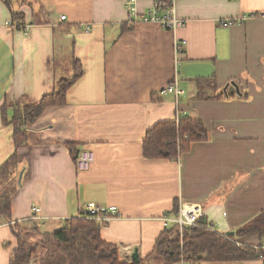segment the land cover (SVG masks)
Listing matches in <instances>:
<instances>
[{"label": "crops", "instance_id": "obj_1", "mask_svg": "<svg viewBox=\"0 0 264 264\" xmlns=\"http://www.w3.org/2000/svg\"><path fill=\"white\" fill-rule=\"evenodd\" d=\"M150 6L137 0L139 13ZM13 12L22 19L7 26ZM176 15L184 24L173 33L130 25L125 0H0V167L13 154L18 160L11 223L34 221L36 206L40 231L55 233L87 204L115 207L101 237L131 261L134 250L141 260L151 254L175 203L200 204L202 219L222 234L264 210V0L181 1ZM239 17L240 24L220 26ZM175 40L185 41L178 56ZM73 59L82 74L65 104L44 109L27 145L16 149L1 108L9 119L11 107L37 104L68 79L61 74ZM174 79L184 92L178 98L161 93ZM198 80L211 85L200 93ZM185 117L202 122L207 140L175 161L145 159L146 132ZM65 143L93 152L88 170L76 169ZM16 246L0 218V264H9Z\"/></svg>", "mask_w": 264, "mask_h": 264}, {"label": "trees", "instance_id": "obj_2", "mask_svg": "<svg viewBox=\"0 0 264 264\" xmlns=\"http://www.w3.org/2000/svg\"><path fill=\"white\" fill-rule=\"evenodd\" d=\"M11 16L12 24L22 19L21 15L14 12ZM73 66L78 67L77 71ZM71 70V78L59 79L53 91L44 95L37 104L11 107L9 119L8 107L1 108L2 122L12 128V140L16 149L27 145L28 130L44 109L65 104L67 90L82 74L77 60L71 61ZM196 83L200 84L201 93L204 86L211 85V80H198ZM199 96L198 93L197 97L201 99ZM206 140L207 131L198 119L185 117L177 121L160 122L146 132L142 143V155L149 160L175 161L180 154L189 150L192 143ZM65 146L75 162L76 144L65 143ZM17 165V156L13 154L0 167V218L9 223L17 244L16 249L10 254L9 264H30L32 257H37L39 249L41 252L36 260L38 264H136L132 261H121L118 246L105 242L101 237L102 225L91 219L71 218L55 233L40 232L37 221L11 223L10 201L16 191ZM177 211L178 203H175L171 213ZM36 235L41 237L40 242L33 241L32 236ZM250 237H257L258 243L264 239V210L237 229L232 237L204 226L184 228L182 233L177 226L167 227L155 241L151 254L143 260L139 259L137 264H150L152 259H160L162 264L179 262L200 264L205 261L259 260V255L264 258V250L256 251L252 244L244 241ZM237 243L243 245L238 246Z\"/></svg>", "mask_w": 264, "mask_h": 264}, {"label": "built area", "instance_id": "obj_3", "mask_svg": "<svg viewBox=\"0 0 264 264\" xmlns=\"http://www.w3.org/2000/svg\"><path fill=\"white\" fill-rule=\"evenodd\" d=\"M181 1H200V0H151V6L147 12L139 13L137 9V0H125V7L128 13V22L130 25L136 23H153L160 26L164 30L175 32L181 28L184 22L178 19L176 15V6ZM228 2H236L238 0H224ZM65 17H61L64 20ZM245 17L224 19L219 21L220 26L224 28L231 27L233 25L240 24L244 21ZM7 26L15 27L11 21L6 23ZM27 29H25V32ZM185 41L175 40L174 53L176 56L183 52ZM161 93H173L176 98L183 95L184 92L178 88L176 79L162 90ZM94 162V154L89 150H82L76 153L75 166L79 172L88 170ZM117 215V209L115 207H109L108 209H102L95 204H87L82 214L79 217L87 218L96 221L100 225L107 224ZM203 210L200 204L180 202L178 204L177 213H167L162 216L166 228L171 226H177L180 233L184 228L204 226L209 230L214 228L207 222H203L202 219ZM32 219L37 222H41L40 209L36 206L32 208ZM238 246H242V243H237ZM252 248L256 251L258 249L264 250V239L260 243L252 244ZM259 260H264L262 255H259ZM182 264H186L183 263Z\"/></svg>", "mask_w": 264, "mask_h": 264}, {"label": "rangeland", "instance_id": "obj_4", "mask_svg": "<svg viewBox=\"0 0 264 264\" xmlns=\"http://www.w3.org/2000/svg\"><path fill=\"white\" fill-rule=\"evenodd\" d=\"M73 68L77 71V69H78V67L77 66H73ZM63 77H68V78H71V76H72V73H71V70L70 71H67V69H66V71H64L62 74H61ZM44 229V228H43ZM39 231H40V229H39ZM41 232V231H40ZM33 237V241L34 242H40L42 239H41V237L40 236H32ZM40 249H39V251H38V253H37V257H32V261H31V263L30 264H38L37 262H36V260L38 259V257H39V255H40ZM42 254H44V252H42ZM150 264H162V262H161V260L160 259H157V260H155V259H152V261H151V263Z\"/></svg>", "mask_w": 264, "mask_h": 264}, {"label": "water", "instance_id": "obj_5", "mask_svg": "<svg viewBox=\"0 0 264 264\" xmlns=\"http://www.w3.org/2000/svg\"><path fill=\"white\" fill-rule=\"evenodd\" d=\"M225 235L228 237H232V236H234V232H227V233H225ZM130 260L133 263H136V264L139 263V258H138V254H137L136 250H134V252L131 254Z\"/></svg>", "mask_w": 264, "mask_h": 264}]
</instances>
